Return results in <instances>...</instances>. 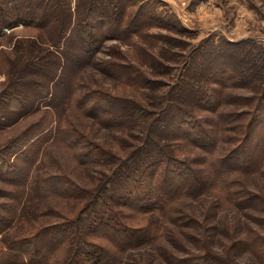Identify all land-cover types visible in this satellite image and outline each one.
<instances>
[{
	"label": "rangeland",
	"instance_id": "obj_1",
	"mask_svg": "<svg viewBox=\"0 0 264 264\" xmlns=\"http://www.w3.org/2000/svg\"><path fill=\"white\" fill-rule=\"evenodd\" d=\"M76 2L71 1L72 11L76 8ZM79 3L85 19L98 14L105 17V13H109L110 18L102 28L101 23L97 26L101 40L92 55L89 51L77 50V45L85 44L81 38L76 36L69 41V53L75 51L79 54V60L66 59L64 64L60 63L62 76L55 83L27 63L28 60H41L37 56L47 50L37 47L44 34L41 27L20 24L6 28L5 33L0 34V93L11 78L26 80L27 85L36 81L49 84L53 93L49 95L50 106H45L46 100L43 101L38 95L34 98L36 96L32 93L29 96L32 101L30 107L25 111L14 107L10 113H6L10 115V120L0 119V159L3 155L1 152L10 146L14 148L19 138L33 136V145L27 143L20 150L9 149L7 155L11 158L10 162L20 163L21 172L28 168L31 177L43 174L41 171L63 174L75 185L89 190L82 196L74 193L77 197L71 198L64 197L58 191H44L42 194L26 188L23 204L28 205L33 213L27 216L25 212L22 223L8 234L19 236L20 240L29 237L33 227L25 221L28 220L34 225V232L37 231L30 237L37 235L36 240L41 244L42 236L38 228L63 222L46 213L51 207L60 206L58 211L73 216L84 205L83 198H89L90 191L100 183L99 179L104 181L106 174L123 175L128 169L123 165L127 164V158L139 165L142 164L141 158L146 159L147 163L157 157L161 159L162 156L173 155L185 160L184 163L190 164L201 176L188 193L177 191L176 196L172 195L164 201L174 208L167 210V215L135 216L131 207L126 205L127 197L122 198V195L127 196L129 188L126 180H122L121 176L113 180L116 185L108 196L116 210L123 213H119L121 217L139 227L146 225L152 234L142 244L116 252L114 259L105 264H192L195 258L206 255H214L227 264H264V149L260 147L264 141V124L257 122L253 133L244 141L241 138L243 134L239 136L230 129L222 130L217 137H213L214 141L217 140L216 144L219 143L218 150L227 148L236 151L240 145H246L245 148L250 151L247 153L246 149L244 156H252L256 164L260 162L257 169L248 170L249 167L243 166L245 168L233 169L229 173L231 179L236 180L246 192L240 196L233 194L235 203L221 194L219 187L211 185L213 176L210 181L205 178L215 172L205 162L208 150L186 140L189 133L177 128L178 120L183 115L192 114L198 123L211 116L208 109L194 102L197 95L203 96L206 92L212 72L219 74L221 67L227 64L235 66L248 62L251 64L249 66H254L252 54L264 49V0H81ZM92 5L95 7L91 9L93 14H90L88 7ZM81 15L78 9V18ZM45 55L51 61L48 69L54 75L59 70L56 67L59 59L55 54ZM258 58L262 61L261 57ZM105 62L110 65H105ZM73 81L85 86L79 90L78 101L87 94L86 91L97 89H106L121 99L120 107L122 104L129 112L120 120L125 127L107 126L81 106L77 109L67 107L66 104H71L67 95ZM263 88L259 84H224L220 93L225 101L220 110H250L253 107L248 104L255 105V100L243 101L242 98L261 95ZM179 93L178 98L171 99ZM167 99H171L168 106ZM12 106H16V103L13 102ZM165 106L168 111L161 117L159 112ZM135 107L139 109H131ZM48 111L53 112L52 123L45 121ZM242 121L245 126L247 119ZM35 123L40 125L34 126ZM44 124L55 131L61 128L57 125L70 126L76 136L84 132L89 141L110 154L109 160L103 157L91 164L80 163L74 153L77 140H67L66 143L54 135H48L49 127L43 129ZM204 126L208 128L206 130H211ZM233 134L237 136L236 140L227 138ZM183 135L186 136L185 140L181 139ZM27 148H30V160L19 156L18 160L17 155ZM111 152L122 161L116 162ZM27 164L29 167H26ZM21 183L0 178V204L13 205L15 200L4 198V188L16 189L13 190L16 192L22 187ZM172 183L177 189L176 186L182 181L177 178L175 182L172 178ZM11 195L14 196V193ZM0 212L3 211L0 209ZM94 215H88L85 220ZM86 223L83 226L88 229L90 226ZM87 234L96 242L108 246L98 235ZM2 238L3 234H0V241ZM250 239L252 244L248 246L246 242L249 243ZM254 239L258 240L255 244ZM109 245L115 251V246ZM4 253L5 247L2 249L0 244V264L6 263ZM27 264L45 262L38 258Z\"/></svg>",
	"mask_w": 264,
	"mask_h": 264
},
{
	"label": "trees",
	"instance_id": "obj_2",
	"mask_svg": "<svg viewBox=\"0 0 264 264\" xmlns=\"http://www.w3.org/2000/svg\"><path fill=\"white\" fill-rule=\"evenodd\" d=\"M71 1L72 0H0V34L3 35L6 28L11 29L20 24L41 27L44 34L40 37L37 47L47 50L43 55L37 56L41 60H28L27 63L54 83L62 76V66L59 67L60 63L64 64L66 59H68V61L79 60V54L75 51L69 53L67 49L70 44L69 41L71 39L73 40L76 36L77 38H81L85 44L83 46L82 44L77 45V50H80V52L89 51L92 55L97 51L101 40L97 26L101 23L102 28L103 24L106 25L107 19L110 18V14L105 13V17L104 14L103 16L102 14H98L95 15V17L85 19L83 15H81L84 10L80 11L81 3L79 2L81 0H77L74 11H72ZM90 7H88V12L93 14L91 9L95 6L92 5ZM121 8L123 9L122 5ZM78 9L79 15H81L80 18H78ZM103 29L108 31L106 27H103ZM45 44H49V48L46 47ZM34 47H36V44ZM263 52L264 49L262 48L258 52L252 54L251 60L253 63H251L254 66H249L251 64L248 62L238 63L235 66L227 64L221 67L222 70L219 71V74L218 72L211 73L210 77L212 80H210L206 92L204 91L205 93L202 94L203 96H201V94L197 95L195 99L196 102H194L195 104L197 103V106L201 105V107L208 109L209 113H212L203 123H198L194 120L192 114L183 115V117L178 120L177 128L179 130L184 129L189 133L187 139L185 135H183L181 139H186L191 143H195L200 148L208 150L205 156V162L208 167L215 170V172L212 171L213 174H209L205 178L210 181V177L213 176L210 182L211 185L219 187L220 193L226 198L228 197V199H230L229 201L232 203H235V201L232 200L233 194L240 196L246 192L240 187V184L236 182V180L231 179L232 177L229 176V173H231L233 169L236 170L245 167H249L248 170L257 169L260 162L256 164L255 158L252 156H244L246 153L245 150L247 149L245 148L246 145H240V148H237L236 151L231 149V151H229L227 148L218 150V148H220L219 143L216 144L217 140L214 141L213 137H217L222 130L230 129L234 131L235 134L238 133L239 136L243 134L241 138L244 141L246 137L248 138L250 134L253 133L254 125L257 122H262V124H264V88L261 95L258 94V96L242 98L243 101L255 100V105L248 104L253 108L244 112L221 111L220 107L224 103L225 98H223L220 92L224 84H259L263 87ZM47 53L55 54L59 59L58 65L56 66L59 67V70H57L54 75H52L48 69L51 61L46 59L45 54ZM64 55L68 58H65ZM258 57H261L262 61H260ZM22 58H24V56H22ZM45 60L47 62H45ZM107 64L109 63L105 62V65ZM215 75L217 77L213 78ZM26 85V80L9 79L8 86L0 93V119L2 121L10 120V115L8 116L6 113H10L14 107L21 111H25V109L30 107L32 101L29 96L32 93L36 96L34 98H37L38 95L43 101L46 100L45 106H50L51 98L49 99V95L53 93L51 92V86L49 84L48 86L36 81L35 83ZM84 87L85 86L77 84L74 81L71 83V89L67 95V100L71 104H66L67 107L73 108L74 106L77 109V107L81 106L85 108L86 112L97 117L100 122H103L107 126L125 127V123H121L120 120L123 115L126 116L129 112L122 104L120 107V103L122 102L121 99L116 98V96L112 95L111 92L106 89H97L92 91L88 90L89 92L86 91L87 94L83 95L78 101L79 90H82ZM178 96H180V93L173 95L171 99L178 98ZM48 99L49 101H47ZM171 99L166 100L167 106ZM13 102L16 103V106H12ZM35 106L38 105H34V107ZM167 106L160 110L159 116L163 117L162 115L168 111ZM131 109L138 110L139 107ZM48 112V118L45 119V121H51L52 123L53 112ZM129 115L132 114L130 113ZM243 119H247L245 126L242 121ZM38 125L40 124H34V126ZM204 125H207L211 130H206L208 128H204ZM57 126L61 128H58L56 131L50 126H45L43 129L49 127L48 135H54L55 138L57 137L66 143L67 140L72 141L76 139L77 142L74 144V153L80 163L91 164L103 157L109 160L110 154H106L101 146H96L93 142L89 141L84 132L76 136L75 130L71 129L70 126ZM31 128L32 127L29 129ZM29 129L28 131H30ZM227 138L236 140L237 136L233 134L227 136ZM33 139L34 137L30 135L25 138H19V141L15 142L14 148L10 146L7 150H4L5 153L1 152L3 155L0 159V178L11 182L22 181L23 183H21V189L19 188L16 192H14L16 189L11 190L4 188V198L7 197L8 200H15L13 205L10 206L7 203L0 204V209L3 211L0 212V234H3L4 237L1 239L0 244L2 249L5 247V253L3 254L6 259L4 261V263L6 262L5 264H27L31 262V260L34 261L38 258H41L45 264L108 263L110 260L112 261L114 259L116 252L124 251L132 246L142 244L147 241L152 234L146 225L141 227L134 225L127 219L121 217L120 214L123 213L116 210V206L108 194H111L114 190L116 183H114L113 180L117 176H121L122 180H126L129 188L126 191L127 196L122 195V198L127 197L126 205L131 207L134 215L139 218L140 216L144 217L151 214L156 216H159V214L167 215V210H173L174 208L171 204H165L164 201L166 202V199L175 195L177 191L178 193H188L191 187H195L192 184L196 185L198 183L200 179L198 176H201L189 166L190 164L184 163L185 160H180L173 155L162 156L161 159L157 157L156 159L149 160L147 163L146 159L141 158L142 164L139 165L133 163V159L127 158V164L123 165H126L128 169L123 172V175L121 173H119L120 175H116L117 173L113 175L106 174L104 175L106 177L104 181L103 179H99L100 183L96 185L93 191H90L92 192L90 197L83 198V200H85L84 205H81L77 214L75 213L73 216L66 215L63 211L57 210L60 206L51 207L49 211L45 210L48 211L46 213L52 214V216H50L51 218L62 219L61 221L63 222H56L51 226L44 225V229L39 227L38 229L40 230L38 232L40 236H42V241L41 244H38L36 240V238H38L37 235L30 237L37 234V231L34 232V225L30 224L28 220L25 221L30 227H33L31 234L28 235L30 238L22 237L24 239L20 240L19 236L13 237L8 234L16 228V225L22 223L23 220L21 219H23L25 212L27 216H30V212L33 213V210L31 211L28 205L25 206L23 204L25 196L23 194H25L26 188L35 192H41L42 194H44V191H53V193L58 191L61 192L64 197L71 198L77 197L74 196V193L78 194V196H82L89 190L75 185L71 179L63 174H50L41 171L40 173L43 174L32 175L31 177L29 176L28 168V171L25 170L21 172L22 166L20 163L16 161L10 162L11 158L7 155L8 152H10L9 149L20 150L24 148L27 143H29V146L33 145L31 144ZM260 147L262 150L264 149V141ZM215 151H219V153H215ZM249 151L250 149L248 148L247 153H249ZM237 152L242 154H238ZM29 153L30 148H27L25 151L20 152L17 158L19 156L25 158V160H30ZM111 156L117 160L116 162L122 161L121 158L112 152ZM217 165H219V169ZM26 167H29V164H27ZM172 178L175 182L177 178L182 181V184L179 183L176 186L177 189H174L175 186H173ZM12 192L14 196L11 195ZM171 200H173V198ZM23 208L25 210H23ZM94 213V216L85 220L88 215ZM34 214H36V211H34ZM82 219H84V221H81ZM15 220L18 221L15 223ZM86 222H88L90 226H86L88 229H85L83 226ZM87 233L93 236L95 234L98 235V238L108 243V246L96 242L92 239L93 237H89ZM85 234H87V236H85ZM251 241L250 239L249 243L246 242L248 246L252 244ZM257 241L258 240L254 239L253 243L255 244ZM109 243L111 246H115V251L111 250ZM219 260L221 259L214 255H206L203 258H195V262L192 264H227Z\"/></svg>",
	"mask_w": 264,
	"mask_h": 264
},
{
	"label": "built area",
	"instance_id": "obj_3",
	"mask_svg": "<svg viewBox=\"0 0 264 264\" xmlns=\"http://www.w3.org/2000/svg\"><path fill=\"white\" fill-rule=\"evenodd\" d=\"M8 29V28H7Z\"/></svg>",
	"mask_w": 264,
	"mask_h": 264
}]
</instances>
